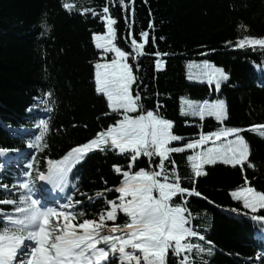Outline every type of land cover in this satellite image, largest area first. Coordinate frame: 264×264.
Segmentation results:
<instances>
[{"label":"trees","instance_id":"trees-1","mask_svg":"<svg viewBox=\"0 0 264 264\" xmlns=\"http://www.w3.org/2000/svg\"><path fill=\"white\" fill-rule=\"evenodd\" d=\"M66 2L75 7L66 11L62 7ZM105 6L117 20L114 43L122 50H129V28L137 39L141 31L149 32L146 55L138 63L128 61L134 71L139 68L133 90H139L145 110L156 111L159 103V114L173 122L174 134L184 137L173 146L223 126L247 129L264 124V49L236 47L245 36L264 38V0H134L127 12L119 0H0V149L8 150V157L0 156V185L8 186L7 191L0 187V199L18 198L11 186L24 179L28 162L21 167L14 159L22 160L28 152L30 163L35 157L34 167L45 171L48 159L60 160L119 118L110 114L106 98L97 93L95 85V64L112 58L111 54L104 58L93 39L94 34L105 32L106 23L92 12L100 14ZM44 18L50 31L40 27ZM157 52L166 55L157 58L153 55ZM157 59L162 61L160 69L155 66ZM202 60L228 74L218 92L214 85L187 79V64ZM48 92L53 93L51 98L45 95ZM182 98L223 99L227 119L220 125L214 117L184 116ZM41 120L49 122L44 137L48 147L29 150L27 145L33 142ZM241 134L250 145L249 160L255 170L222 163L205 166L206 175L195 178L202 197L173 200L179 204L187 199L193 226L213 242L214 256H205L209 264H264V229L251 219L264 210L251 213L231 197L232 191L244 185L245 175L252 187L264 191V138L247 131ZM190 152L171 155L184 187L193 186L194 174L187 160ZM165 163L170 170L171 165ZM127 164L128 158L115 150L89 153L78 164L70 175L69 191L73 201H83V218H96L105 200L119 195L109 191L104 199L95 198L98 191L120 186L122 176L113 166L127 170ZM140 168H149L147 158L141 157L133 171ZM89 196L94 203H89ZM0 211L11 213L13 206L0 205ZM126 222L127 217L118 214L115 224ZM258 255L259 261L255 259ZM169 264H176L171 255Z\"/></svg>","mask_w":264,"mask_h":264},{"label":"snow or ice","instance_id":"snow-or-ice-1","mask_svg":"<svg viewBox=\"0 0 264 264\" xmlns=\"http://www.w3.org/2000/svg\"><path fill=\"white\" fill-rule=\"evenodd\" d=\"M133 5L134 0H119L120 8L125 12ZM62 7L71 11L75 5L66 2ZM132 13L134 15V7ZM92 14L101 16L106 23V35H93L95 47L103 54L114 53L110 62L95 64L96 91L106 98L110 114L119 118L92 139L71 148L60 160L48 159L46 172L35 168V157L32 158L33 162L23 173L24 179L11 186L18 198L0 199V205L13 206L11 213L0 211V264H114L115 261L118 264H169L170 255L176 264H209L205 256H214L213 242L193 226L194 217L187 207V199H182L179 204H174L173 200L176 197H202L195 188V178L206 175V165L219 162L239 166L242 170L245 166L255 170L249 160L250 145L241 133L247 131L264 138V124H253L247 129L223 126L201 133L197 139L181 146H173L184 137L174 134L173 122L159 114V103L156 111L145 110L139 90L135 93L133 90V85L138 83L136 71L139 68L137 66L134 71V65L128 61L132 59L138 63L139 58L146 55L149 32L141 31L137 39L129 28V50L124 51L114 43L117 20L110 15L109 7H103L100 14ZM40 27L44 32L50 31L46 18ZM153 27L150 23L149 28ZM236 47L264 49V38L245 36L236 42ZM153 55L159 58L166 54L157 52ZM161 64L162 61L157 59L156 68L160 69ZM198 67L197 79L214 85L216 91L229 79L222 68L207 61ZM192 78L189 75V79ZM45 95L51 98L53 93ZM182 105L184 116L199 117L200 120L214 117L220 125L227 119V106L221 99L197 102L182 98ZM47 110L52 111L51 108ZM37 127L41 129L40 135L27 147L42 151L48 147L44 137L49 131V122L41 120ZM108 150L118 151L128 158L127 170L113 166L115 173L122 176L120 186L95 193L96 199H104L109 191L119 194L115 199L105 200V206L96 218H83L86 215L80 207L83 201H73L71 197L57 207H48L34 198L37 180L63 191L72 169L89 153ZM186 150L194 152L187 156L194 174L192 187L182 186L175 161L171 159L172 154ZM6 151L0 149V154ZM141 157L148 159L149 168L133 171ZM165 162L171 165L170 170ZM0 187L8 190L7 185ZM231 197L242 202L243 208L251 213L264 210V191L252 187L246 175L244 185L232 191ZM87 199L90 204L94 203L93 197ZM120 213L127 217L123 225L115 224ZM251 219L264 229V214L252 215ZM109 221L113 224L109 225ZM255 259L259 261L261 257L258 255Z\"/></svg>","mask_w":264,"mask_h":264},{"label":"rangeland","instance_id":"rangeland-1","mask_svg":"<svg viewBox=\"0 0 264 264\" xmlns=\"http://www.w3.org/2000/svg\"><path fill=\"white\" fill-rule=\"evenodd\" d=\"M102 34H105L106 35V30H105V32L104 33H102ZM98 50H100V51H102L101 49H98ZM107 54H111V56H112V58H114V53H107ZM107 54H104V55H102L104 58H107ZM111 58V59H112ZM111 59H105V60H103V61H100V62H98V63H105V62H110V60ZM205 61L204 60H202V61H190L188 64H187V79L188 80H190V81H194V82H198V83H203L201 80H199V79H197V76H198V74H199V71H200V69H199V65H202L203 63H204ZM189 65H191V67H189ZM216 67H218V68H221V67H219V66H216ZM223 69V68H222ZM224 70V69H223ZM95 71H96V69H95ZM224 72H225V70H224ZM226 73V72H225ZM189 75H191L193 78L192 79H189ZM218 92V91H217ZM183 99H189V98H183ZM191 100H193V101H197V102H200V101H205V100H194V99H191ZM217 100V99H216ZM221 100H223V99H221ZM215 101V100H214ZM182 99H181V102H180V112H181V109H182ZM229 139H231V137H229ZM219 143V142H218ZM188 151H193V150H188ZM192 154H194V152H190V153H188L187 154V156L188 155H192ZM217 163H219V162H217ZM206 166H208V165H206Z\"/></svg>","mask_w":264,"mask_h":264},{"label":"bare ground","instance_id":"bare-ground-1","mask_svg":"<svg viewBox=\"0 0 264 264\" xmlns=\"http://www.w3.org/2000/svg\"><path fill=\"white\" fill-rule=\"evenodd\" d=\"M13 162H15V163L19 162V163H20V162H22V160L15 159V161L13 160ZM71 181H72V180L69 178V183H68V185L71 184ZM66 186H67V185H66Z\"/></svg>","mask_w":264,"mask_h":264}]
</instances>
